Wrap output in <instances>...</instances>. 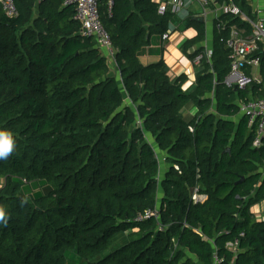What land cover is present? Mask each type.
<instances>
[{"label": "trees", "instance_id": "obj_1", "mask_svg": "<svg viewBox=\"0 0 264 264\" xmlns=\"http://www.w3.org/2000/svg\"><path fill=\"white\" fill-rule=\"evenodd\" d=\"M66 1L41 2L35 15L37 0H16L14 19L0 4V131L15 141L0 158V264H264V221L253 213L264 201V143L253 147L255 129L239 116L263 85L224 84L230 28L251 27L223 18L197 86L184 91L186 77L171 80L165 62H140L151 44L143 23L150 36L169 29L163 3L133 0L141 21L131 0H115L112 13L100 0L119 79ZM214 1L253 20L247 0ZM197 24L187 53L203 38ZM256 56L264 83V47ZM196 189L206 202L193 201ZM155 209L159 220L136 221Z\"/></svg>", "mask_w": 264, "mask_h": 264}, {"label": "built area", "instance_id": "obj_2", "mask_svg": "<svg viewBox=\"0 0 264 264\" xmlns=\"http://www.w3.org/2000/svg\"><path fill=\"white\" fill-rule=\"evenodd\" d=\"M40 2H46L49 0H39ZM109 12L112 13L115 0H107ZM204 8L215 5L214 0H200ZM100 0H67L65 5H73L75 7V20L80 23L81 29L79 35L83 39H92L96 42L97 46L107 52L112 58L116 53L113 47V42L110 34L102 24L99 13ZM171 3L174 6V10H178L183 6L181 0H172ZM3 12L10 19L17 18L19 12L16 6V0H0ZM217 5V4H216ZM167 11V5L163 4L160 7V14L163 15ZM225 16L237 18L251 27V35L247 36L246 31L232 26L230 28V38L227 41V47L230 50V64L231 71L226 77L224 84L226 87L238 90H246L253 84H263L262 80L255 78L253 75L246 74L248 68L257 69L260 67V57L256 56L257 52L264 47V21H254L250 19L242 10L237 7L232 1L223 7ZM217 28L221 31L226 30V24L223 20L218 21ZM163 40L169 38V33L163 35ZM212 52L206 51L198 54L193 63L200 65L204 59L210 60ZM241 113L248 120V127L255 129V138L253 141L254 148H261L264 143V98L251 100L241 105ZM191 131H193L191 129ZM178 170V167L175 166ZM192 199L195 203H204L207 197L198 194V189L193 193ZM160 214L157 209L148 210L144 214L137 217V222H142L149 219L159 220ZM241 237L244 234L240 235ZM239 239L227 244V248L234 253L237 252L239 247ZM224 261L219 257H214L213 264H223Z\"/></svg>", "mask_w": 264, "mask_h": 264}, {"label": "crops", "instance_id": "obj_3", "mask_svg": "<svg viewBox=\"0 0 264 264\" xmlns=\"http://www.w3.org/2000/svg\"><path fill=\"white\" fill-rule=\"evenodd\" d=\"M28 0H26L27 2ZM172 0H155V2L163 3L167 5V11L172 15V21H176L177 18H181V24L176 26L169 24V29L167 33H169V38L167 40H163L158 34H152L150 36L149 30L151 29V25L147 23H143V29L146 31V38L150 39V46L145 48L144 55L140 57V62L144 66H150L157 64L161 61L165 62L169 71V77L171 80L179 79L181 76L186 77V82L183 86L184 91H190L191 89L197 86V78L198 74L201 70H203V65H195L193 63L192 56L189 52L194 49L195 52L202 50L203 53L206 51L212 52L213 44L216 38V25L218 21L223 20V18H227L223 12V6L211 5L210 7L204 8L202 2L200 0H181L183 2V6L178 10H174V6L171 3ZM51 2V1H50ZM215 2V1H214ZM247 3L250 7V14L253 20H263L264 21V0H247ZM41 2L37 0L35 7V15L40 13V5ZM52 3L49 1L46 2V5L50 6ZM131 14L136 15L143 21L139 11L136 8V4L133 0H131ZM65 3H63V8H65ZM194 20L198 24V27L202 28V40L195 45V47L191 48L188 53L185 50V44L193 40L197 37L198 31L195 25H190L186 34L182 33L181 29L189 23V21ZM171 21V22H172ZM170 27L174 30L171 32ZM150 36V37H149ZM98 47V46H97ZM109 60V64L111 65V72L113 75L117 76L120 79L118 67L116 66L115 57L112 58L109 56L107 52L100 49ZM115 50V49H114ZM116 53V50H115ZM117 54V53H116ZM209 62V61H208ZM261 67V66H260ZM260 67L257 69L248 68L246 70V74L249 76H254L263 81L261 76ZM263 85V84H259ZM263 92V87L260 89ZM127 98V96H126ZM212 99V98H211ZM213 102V100H212ZM243 104L242 102L240 103ZM198 112L195 104L191 103L187 105L183 110V115L186 117L188 115V119H193L196 113ZM240 117L244 118V115L239 114ZM238 116L234 118L235 122H238ZM160 156V155H159ZM161 157V156H160ZM162 173V172H161ZM162 191H160L161 193ZM253 213H255V218L258 221H264V201H262L259 205L254 207ZM124 237L118 236L115 240V244L119 246L124 245Z\"/></svg>", "mask_w": 264, "mask_h": 264}, {"label": "clouds", "instance_id": "obj_4", "mask_svg": "<svg viewBox=\"0 0 264 264\" xmlns=\"http://www.w3.org/2000/svg\"><path fill=\"white\" fill-rule=\"evenodd\" d=\"M15 147V141L9 132L0 131V158L8 157Z\"/></svg>", "mask_w": 264, "mask_h": 264}, {"label": "rangeland", "instance_id": "obj_5", "mask_svg": "<svg viewBox=\"0 0 264 264\" xmlns=\"http://www.w3.org/2000/svg\"><path fill=\"white\" fill-rule=\"evenodd\" d=\"M171 23H172V25H174V26H176V25H178V24H181V18L179 17V18H177L176 21H172ZM171 23H170V24H171ZM188 27H189L188 24H186V26H185L184 28L181 29L182 33L186 34V33L188 32V30H186L185 28H188ZM170 29H171V32H173L174 29H173L172 27H170ZM186 119H188V115L186 116ZM188 120H190V119H188ZM253 209H254V208H253ZM253 212H254V211H253ZM254 214H255V213H254ZM114 246L117 247L118 245L115 244Z\"/></svg>", "mask_w": 264, "mask_h": 264}, {"label": "water", "instance_id": "obj_6", "mask_svg": "<svg viewBox=\"0 0 264 264\" xmlns=\"http://www.w3.org/2000/svg\"><path fill=\"white\" fill-rule=\"evenodd\" d=\"M189 53L194 55V54H195L194 49H192ZM234 91H238V89L235 87V88H234ZM226 151H227V152H230V149H227Z\"/></svg>", "mask_w": 264, "mask_h": 264}]
</instances>
